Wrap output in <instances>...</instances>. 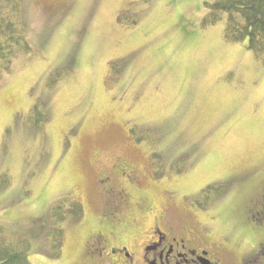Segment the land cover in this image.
Segmentation results:
<instances>
[{"label": "rangeland", "instance_id": "rangeland-1", "mask_svg": "<svg viewBox=\"0 0 264 264\" xmlns=\"http://www.w3.org/2000/svg\"><path fill=\"white\" fill-rule=\"evenodd\" d=\"M214 1L24 0L30 50L0 82V227L32 264H90L91 232L137 235L143 202L154 214L171 198L174 217L194 209L237 257L256 249L260 231L240 212L264 183V52L226 40L223 22L202 24ZM34 104L47 115L38 128ZM122 160L130 202L115 211L95 169ZM213 184L223 193L198 208ZM71 200L82 215L56 222L52 208ZM55 226L63 242L51 257Z\"/></svg>", "mask_w": 264, "mask_h": 264}, {"label": "flooded vegetation", "instance_id": "flooded-vegetation-1", "mask_svg": "<svg viewBox=\"0 0 264 264\" xmlns=\"http://www.w3.org/2000/svg\"><path fill=\"white\" fill-rule=\"evenodd\" d=\"M122 171L133 173L134 170L123 160L114 171L100 167L95 169L98 193L109 203V208L114 207L115 211H123L130 202L127 191L119 187L118 180L123 175ZM175 200L168 199L166 207L154 214H151L152 204L144 201L138 210L142 212L138 219L147 225L137 235L136 231L129 237L117 236L114 239L112 234L105 231L91 232L86 246L96 256L90 264H264V229L256 230L253 224H249L257 220L264 223V183L253 198L247 199L240 212L249 227L250 235L251 231L255 235L259 231L261 234L256 249L252 252L250 249L248 254L240 257H237L238 249L234 244L227 247L206 235L207 229L196 218L194 209L184 205L183 211L187 216L182 219L174 217ZM120 204H123L122 209L118 207Z\"/></svg>", "mask_w": 264, "mask_h": 264}, {"label": "trees", "instance_id": "trees-1", "mask_svg": "<svg viewBox=\"0 0 264 264\" xmlns=\"http://www.w3.org/2000/svg\"><path fill=\"white\" fill-rule=\"evenodd\" d=\"M202 24L204 26L223 22V37L231 42H246V46L256 54L264 52V0H215L206 3ZM30 50L26 39L24 20V0H0V82L10 72L14 58L22 51ZM112 64V63H111ZM30 125L38 128L46 121L47 115L42 104H34L31 108ZM154 142V139L152 140ZM225 187L213 184L202 190L204 201L197 203L204 208L208 201L223 193ZM52 208L50 216L56 221H63L67 215L78 218L83 213L82 204L71 200L65 208ZM51 235V257L61 254L63 229L53 227ZM10 242L0 227V264H32L26 253V245Z\"/></svg>", "mask_w": 264, "mask_h": 264}]
</instances>
